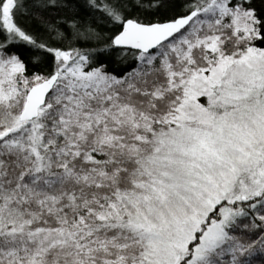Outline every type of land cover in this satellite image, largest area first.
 Wrapping results in <instances>:
<instances>
[{
	"label": "snow or ice",
	"instance_id": "snow-or-ice-1",
	"mask_svg": "<svg viewBox=\"0 0 264 264\" xmlns=\"http://www.w3.org/2000/svg\"><path fill=\"white\" fill-rule=\"evenodd\" d=\"M0 264H264V0H0Z\"/></svg>",
	"mask_w": 264,
	"mask_h": 264
}]
</instances>
